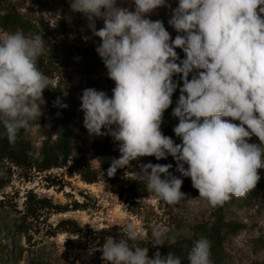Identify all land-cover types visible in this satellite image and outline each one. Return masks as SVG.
Masks as SVG:
<instances>
[{
    "label": "clouds",
    "instance_id": "obj_1",
    "mask_svg": "<svg viewBox=\"0 0 264 264\" xmlns=\"http://www.w3.org/2000/svg\"><path fill=\"white\" fill-rule=\"evenodd\" d=\"M132 4L134 9L117 0L71 4L91 21L101 40L96 51L115 82L111 97L94 88L81 97L88 133L119 142L121 156L112 160L109 176L140 157L171 155L210 206L245 197L256 189L258 170L264 168V0H179L168 21L181 33L174 40L162 21L146 18L157 8L170 7L166 0ZM94 17L104 20L103 28L95 29ZM176 48L185 53L180 63ZM43 52L39 34L17 31L0 37V124L9 143L42 115L43 92L51 83L37 66ZM175 74L183 79L172 111L180 144L161 131L177 87ZM55 103L60 105L59 99ZM253 135L259 144L248 142ZM171 167L148 163L139 176L160 200L176 205L185 193L183 180L169 173ZM124 231L126 239L109 236L102 246V258L110 264H182L171 252L163 257L157 251L149 258L148 247L136 243L140 234L133 223ZM165 233L162 227L153 229V246L166 242ZM210 248L207 239L196 241L189 264H212Z\"/></svg>",
    "mask_w": 264,
    "mask_h": 264
},
{
    "label": "rangeland",
    "instance_id": "obj_2",
    "mask_svg": "<svg viewBox=\"0 0 264 264\" xmlns=\"http://www.w3.org/2000/svg\"><path fill=\"white\" fill-rule=\"evenodd\" d=\"M73 0H0V15L15 12L40 30L44 52L38 59V68L51 80L43 92L42 115L46 128L52 131L48 101H60L76 123V137L81 142L88 160L97 171L95 182L88 183L68 167H57L44 172L23 169L0 157V171L12 173L11 181L0 189V264H110L102 258L103 242L109 237L100 234L110 230L116 241L126 239L125 227L133 223L140 239L136 243L148 247L149 258H154L162 246L178 241L202 239L199 229L212 224L218 216L233 223L223 241L221 258L226 264H264V175H260L256 189L245 197H232L223 205L212 207L199 198L191 178L177 170V161L167 155L157 160L154 156L140 157L135 173H127L126 180H143L139 171L143 165H168L169 173L183 180L181 191L185 199L176 205L160 200L153 192L143 198L130 199L124 183L112 184L103 171L92 149L94 140L108 135H90L84 127L81 109L82 94L87 88L104 91L111 97L114 88L105 71L89 74L83 59L72 54L75 46L101 44L93 34L91 21L71 8ZM118 5L134 9L132 0H117ZM179 0H166L170 5L157 8L146 18L160 20L174 40L178 33L168 21ZM95 29L104 27L102 18H93ZM11 33L0 26V37ZM177 63L185 58L182 49L176 48ZM71 59H68L70 58ZM70 60L72 63L69 64ZM190 76V74H189ZM182 81V75L176 74ZM36 118H39L37 116ZM178 119L172 112L164 113L161 131ZM230 119V118H226ZM239 123V121H233ZM31 141L39 148L43 137L39 127L29 130ZM179 140L175 137L174 141ZM249 143L259 144L251 136ZM177 141L176 144H180ZM187 165H185V168ZM162 179L166 178L163 174ZM73 221L81 232L65 222ZM114 229L111 230V228ZM166 229L163 245L153 246V229ZM107 234H109L107 232ZM214 264L212 255L210 256Z\"/></svg>",
    "mask_w": 264,
    "mask_h": 264
},
{
    "label": "trees",
    "instance_id": "obj_3",
    "mask_svg": "<svg viewBox=\"0 0 264 264\" xmlns=\"http://www.w3.org/2000/svg\"><path fill=\"white\" fill-rule=\"evenodd\" d=\"M0 26L11 33L21 31L25 35L39 34L40 30L25 21L21 15L15 12L7 11L0 15ZM94 46H75V54L83 59L85 70L89 74H96L99 71L107 69L96 51ZM68 59H71L68 58ZM72 63L70 60L69 64ZM39 69H41L39 67ZM193 73H190L189 79L192 78ZM173 82L177 87L172 95V104L164 112H172L176 107L177 101L181 94L180 89L183 87V80L180 81L176 74L172 77ZM111 85L115 87V82L109 79ZM51 113L52 131L46 128L43 118H35L30 121L28 129H21L15 143H9L3 125L0 124V157L7 159L15 166L23 169L35 170L44 172L52 168L68 167L70 170L79 174L85 182L92 183L98 178L97 171L88 160L83 145L76 137V123L72 119L69 112L55 102L48 101ZM178 124L176 119L172 125L168 126L162 133L165 136L171 137L174 141L176 134L173 129ZM37 125L39 127L43 140L39 148H37L31 141L29 130L31 127ZM56 134V135H55ZM253 137H255L253 135ZM257 138V137H256ZM182 143L181 138L179 140ZM177 141H174L175 143ZM92 149L103 171L104 178L112 184L124 183L127 185L126 192L129 193L130 199L143 198L149 195L146 180H126L127 173H135L138 167V160L133 161L125 168H118L114 176H109L108 168L113 159H118L121 156L119 152V142L114 141L110 135L102 139H96L93 142ZM260 175H264V168L258 170ZM12 179V173L8 170L0 171V189L6 186ZM67 224H72V232L82 231L77 226L76 222L67 221ZM233 223L226 222L222 216H218L216 221L212 224L202 225L199 229V235L202 238L210 241V252L214 264H226L221 258V249L226 234L232 229ZM114 227L111 228V230ZM107 232L109 234H107ZM100 234L111 235L110 230L103 229ZM104 243V242H103ZM194 246L191 240H178L176 242L162 246L160 254L166 257L169 252L173 253L181 259L182 264H189L188 255L191 248ZM43 264V263H35Z\"/></svg>",
    "mask_w": 264,
    "mask_h": 264
}]
</instances>
